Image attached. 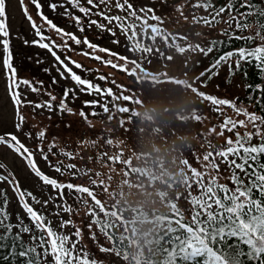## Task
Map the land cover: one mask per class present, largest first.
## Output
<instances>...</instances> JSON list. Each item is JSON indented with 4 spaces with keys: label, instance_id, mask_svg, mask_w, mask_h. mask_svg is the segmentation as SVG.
<instances>
[{
    "label": "trees",
    "instance_id": "16d2710c",
    "mask_svg": "<svg viewBox=\"0 0 264 264\" xmlns=\"http://www.w3.org/2000/svg\"><path fill=\"white\" fill-rule=\"evenodd\" d=\"M27 1L30 2L24 0L29 4ZM116 1L123 2V0ZM81 2L91 9L89 15L80 13L69 0L40 2L42 8L37 10L34 6V9L38 13L42 11L44 16L64 32L75 35L81 41L78 45L84 54L89 52L87 45L83 43L85 38L98 46L97 49H92L93 57L85 55L89 63L76 62L81 65L80 68L74 63L69 64L64 61V64L82 79L98 86L101 91L88 89L87 85H78L64 76L57 77L55 72L42 65L31 66L30 70L21 68L22 72L30 74L31 81L37 85L38 93L43 98L49 100L47 93L51 92L56 96V100L52 102L59 105L63 101L67 108L72 109L75 116L73 129L56 135L54 132L57 131L60 120L69 112L64 111L63 116H52L48 129L42 126L46 131L45 139L39 140V147H37L38 142H34L33 147L43 148L44 152L48 153L51 165L47 164L52 170L55 171L54 166L57 164L61 168V172L55 171L54 175L48 176L56 179L58 183H72L89 190L80 194L65 188L61 195V190L56 189L65 207L72 209L66 211L67 220L71 223L69 228L51 222L46 224L57 233L68 235L69 244L75 242L78 247L82 245L81 252L88 251L92 254L94 248L101 245L111 247L112 244L111 237L106 239L100 233L99 225L93 223L91 228L88 227L90 222L100 218L109 224V231L121 239L123 247L116 264H146L147 261L158 256L159 245L166 235L165 229L169 227L168 221L174 222L178 218L174 213L173 205L177 203V207L184 213L185 221L191 219L189 209L193 205L182 194L186 190L184 181L191 176L185 161H189L193 167L204 173L205 183L214 178L218 184L234 187L230 179L231 172L228 170V165L222 162V158L214 154L209 161H202V157L208 150L210 142L225 144L228 139L235 141L237 133L241 137L245 133L237 131V127L232 131L228 128L223 136L219 137L202 129L204 118L207 115L214 117L213 109L218 110L219 107H229V105H212L209 101H201L192 90V85L206 94L221 99L234 101L237 97L236 103L248 113L264 116V109L260 107L264 104V79H262L264 74L254 67L255 62L252 64L241 62L242 67L237 68V57H232L227 62L221 63L225 70L224 74L220 73V66L200 76L202 71L211 67L214 58L226 51H235L240 46L241 42L235 41V36L256 34L258 45L259 41L264 42V29L258 28L253 18L247 24V30L241 32L236 27L235 20L232 23L223 22L228 17L227 11L217 18L221 23L214 27L205 25L204 20L199 17L209 16V12L203 8L193 7L201 0H128L140 18L125 21L126 24L123 25L125 39H122L113 28L106 27L102 18L93 17L92 13H98L102 9L99 0H94L98 7L88 5L86 0ZM212 2L215 6H220L226 5L227 0H212ZM51 3L59 5L55 11L50 8ZM140 9L149 11L141 12ZM102 11L107 14L105 8ZM66 12H70L71 17L66 15ZM119 12L122 17L126 15L120 8ZM193 12L197 14L195 19ZM37 17L43 19L39 14ZM73 17H80L81 23L78 24ZM209 19L212 17L209 16ZM90 20H97L104 27L90 24ZM81 28L84 30L81 31ZM224 30H228L233 39L230 40L224 34ZM43 32L41 31L45 35ZM213 39L223 43L205 56L198 45L208 47V42ZM99 48L109 51L102 52L98 50ZM169 49L184 53L198 51L199 57L187 70L181 66L176 71H172L164 62V56ZM96 52L101 55L100 61L95 59ZM108 57L114 59L110 60L111 64L106 63L109 61ZM12 63L18 64L13 61ZM99 63L105 64L106 69H99ZM19 65L22 66L21 63ZM24 74L22 76H25ZM101 76L105 79H100ZM236 77H239L242 84L241 96L232 94L228 89ZM250 84H259L261 88L253 90L249 87ZM107 89L112 90V95L107 94ZM67 90L70 91L65 97L64 92ZM92 101L96 102L93 106L85 103ZM104 106L109 109L107 113L103 111ZM81 111L87 115V121L79 115ZM93 112L97 115H92ZM199 114L203 117L202 120L195 118ZM228 119L231 120L230 117H225L222 123ZM72 126L66 127L72 128ZM252 142L259 143V138L254 140L253 137ZM50 144L55 146L49 153ZM67 152H71L72 156L62 154ZM25 155L27 156L26 153ZM192 156H199L201 160L194 162ZM228 159L232 157L229 156ZM68 164H75L76 168H66ZM0 165H3L2 169L8 168L1 157ZM0 174L6 175L2 171ZM237 174L243 177L239 170ZM190 191L192 195H199L200 192L195 184ZM7 197L5 208L10 214V222L17 224L18 219L14 218L9 210L8 194ZM105 213L107 215H104ZM23 222L36 232L28 215ZM77 228L82 233L80 237L75 236ZM17 231L18 229H13L14 233ZM36 234L39 235L38 232ZM92 234L96 235V241L91 239ZM21 235L26 243H35L30 241L32 233ZM125 256L127 259L124 258ZM93 258L102 259L103 254L97 253ZM50 259V257H42V260ZM25 260L26 258H20L15 264H24ZM0 264L6 262L0 261Z\"/></svg>",
    "mask_w": 264,
    "mask_h": 264
},
{
    "label": "snow or ice",
    "instance_id": "6c2138e0",
    "mask_svg": "<svg viewBox=\"0 0 264 264\" xmlns=\"http://www.w3.org/2000/svg\"><path fill=\"white\" fill-rule=\"evenodd\" d=\"M30 2L36 7L37 10L42 8L39 0H30ZM73 7L78 8L80 13L89 15L91 9L85 7L81 0H69ZM88 5L98 7L94 3V0H86ZM22 11L25 13L26 18L31 22V27L35 29L36 35L39 36V40H35L32 43L38 44L39 47L47 49L51 52L52 56L64 66L66 71L71 74V79L78 85H87L88 89H94L95 91H101L98 86H94L91 82L86 79H82L79 75L72 71L61 57L53 51V47L63 48L65 45H57L55 41L44 43L46 38L42 35L40 27L37 26L36 22L32 19V16L28 14L27 6L24 4V0H20ZM105 3V0H99V4ZM59 5L51 3L50 8L55 11ZM117 7L124 10L125 16H107L105 12L101 11L96 13L97 15L103 16L109 22L116 20L120 22L123 27L126 20L139 19L136 15L137 11L133 9V5L128 0H123L122 3H118ZM194 8H203L209 12V16H200L199 19L204 20L205 25L215 26L221 23L218 17L221 14L228 12V17L224 20V23H232L236 21V27L241 31L247 30V24L255 18L258 28L264 29V0H227L226 5L215 6L212 0H201V2L193 5ZM241 9H245L241 11ZM210 10V11H209ZM141 12L149 11L148 9H140ZM235 13V14H233ZM66 15L71 17L70 12H66ZM193 18H197L195 12L192 13ZM39 15L43 18L47 24L54 29L58 34L66 36L73 40L76 44H80L81 41L73 34L64 32L63 29L57 27L52 20L48 19L47 16L43 15L42 11H39ZM242 17L243 19H238ZM76 22L81 23L80 17H73ZM159 19V17H154ZM90 24L97 25L103 28L97 20H90ZM81 31L84 29L81 28ZM224 34L233 39L228 30H224ZM10 32L6 24V0H0V44L3 46L5 57L3 64L7 70L8 89L14 105L16 107V114L18 122H14L13 127L15 131H6L0 134V145H7L10 149H14L16 153L21 155L27 154V159L32 164V171L37 177H39L46 185H50L55 189L61 190L67 188L69 191L75 190L77 193H86L89 190L84 187L73 185L72 183H58L56 179H50L47 175L43 174L34 163H32V152L20 142L18 136L15 134L20 131L23 127L25 116L20 113L19 109L22 105L20 99V93L17 91L21 85L29 86L30 90L34 93H38L39 89L31 86V82L27 79L18 81L16 68L12 63V53L10 50L9 37ZM255 35L248 36H235V41H240V46L235 51H226L214 58L211 62V67L202 71L200 76L206 75L211 72L212 69H218L222 62H227L229 58L237 57L236 67L241 68V62L252 64L254 67L259 69L260 73L264 74V42L259 41L256 44ZM251 42V43H250ZM27 44L28 41L25 40ZM83 43L88 48L97 49L98 46L90 43L87 38L84 39ZM223 42L220 40H210L208 47L201 48L202 53L207 56L213 51L214 48H219ZM99 51L108 52V49L99 48ZM87 55V53H85ZM115 55V54H114ZM124 59V57H120ZM95 59H101L96 56ZM77 68L81 65L73 61ZM111 64L112 61H106ZM116 67V65H113ZM231 70V66H230ZM47 71V69L45 70ZM216 73H213L215 75ZM245 74L246 69H245ZM63 76V73H61ZM211 78V77H209ZM100 79H105L101 76ZM264 79V76H262ZM55 82V81H54ZM253 90L260 89L261 85H249ZM192 90L197 94L201 101H209L212 105H231L236 108L234 101L228 99H221L214 95L206 94L204 91L198 90L197 87L192 85ZM70 90L64 92V96L67 97ZM107 94L112 95V90L107 89ZM50 97L49 100L40 103H28L32 105L33 109L47 108L49 111L52 110V101L56 100V96L52 95L51 92L47 93ZM89 106H93L96 102H85ZM260 107L264 109V104ZM59 108L62 111L72 112V109L67 108L63 101L60 102ZM108 107L104 106L103 111L108 112ZM127 111V109H121ZM239 112L243 113L248 121L253 124L256 128L255 136L259 138V143L254 144L253 134L245 133L241 137L238 133L236 140L228 139L225 144H208V150L202 157V161H209L210 157L215 154L216 157L222 158V162L228 165V170L231 172L230 179L234 187L230 188L225 184H218L217 180L212 178L208 183L204 182V173L198 171L196 167H193L189 161H185L191 171L185 181V191H183L184 198L189 200L193 205L189 209L191 212V219L185 221L184 213L177 207V203L173 205L175 209L174 213L177 215V219L173 222L169 220V227L165 229L166 235L159 245L158 256L155 259H151L146 264H264V131H261L260 126H264V116L250 114L244 108H239ZM81 117L87 121V115L81 111L79 113ZM92 115H97L93 112ZM197 120H202L203 117L199 114L195 117ZM256 122H259L257 124ZM241 125L245 121H239ZM231 124L229 131H232L236 127V122L230 119L219 127L221 129ZM215 132V128L210 130ZM223 133L221 132V135ZM30 136L31 133H25ZM40 141H43L46 136V131L41 130L37 133ZM87 143V142H86ZM54 144H50L48 152L50 153ZM43 154V159L48 160V153H45L43 148L39 149ZM67 156H72L71 152L62 153ZM191 156L192 153L190 152ZM229 156L232 159H228ZM194 162H199L201 158L199 156H192ZM239 161V162H238ZM215 164V163H214ZM3 167V165H0ZM55 171L61 172L59 164L55 165ZM66 168L75 169V164H68ZM215 167L217 165L215 164ZM237 170L243 174H237ZM9 175L0 174V182L8 181L15 185V180L10 179ZM247 181V182H246ZM195 184L200 190L199 195H192L191 188ZM16 194L23 202V209L26 211L32 225H34L36 232L32 231V227L25 225L23 219L18 216V223L13 224L10 222V214L7 213L5 205L8 202L6 190L0 189V261L6 262V264H15V261L20 258H26L24 264H116L117 258L121 255V239L115 237L109 231V224L100 218H96L90 222L88 227L91 228L92 224L99 225V231L106 239L111 237V247L99 246L94 248L92 254L88 251H80L82 245L78 247L77 243L72 242L69 244V236L57 233L48 224H46V218L43 214L35 211L32 206L27 203L24 198L25 196L31 197L32 200L39 203V200L30 192L20 191L16 189ZM90 194V193H89ZM79 199V197H77ZM46 203V202H45ZM65 211H72L71 207L65 208ZM95 216L94 213H92ZM104 215H107L105 213ZM71 223V221H62L61 226ZM173 223L175 226H173ZM18 229L17 232H13V229ZM22 233H32L30 241L35 243H26L22 239ZM82 235L79 228L75 230V236L80 237ZM91 239L96 241L97 237L95 234L91 235ZM103 254L102 259L93 258L95 254ZM42 257H50V260H42ZM127 259V256L124 257Z\"/></svg>",
    "mask_w": 264,
    "mask_h": 264
},
{
    "label": "rangeland",
    "instance_id": "374dc122",
    "mask_svg": "<svg viewBox=\"0 0 264 264\" xmlns=\"http://www.w3.org/2000/svg\"><path fill=\"white\" fill-rule=\"evenodd\" d=\"M39 1L45 3L46 1L50 2L51 0ZM24 4L27 6L28 14L32 16V19L36 22L37 26L40 27L41 31L45 32V35H42L48 39H45L43 41L44 43H49L51 45V42L55 41L57 45L66 44V47L60 48V50L64 53H62L59 48L53 47V51L61 56V60L66 61L69 64L73 61H84L89 63L88 57L85 56L78 44H74L75 42L71 39L67 37L64 38L61 34L56 33V31L52 29L43 19L37 17L39 13L34 9V5L31 2H29V4L24 2ZM117 4L116 0H105V3L102 4L101 11L105 8L107 16H120ZM101 11L99 10V12ZM92 15L93 17L102 18L106 27L113 28L119 37L125 39L123 33L124 28L121 26L120 22L116 20L109 22V20L105 19L103 16L97 15L96 13H92ZM6 24L10 32L7 39H9L10 42L13 57L12 61L14 63L18 62V64H13L16 68L18 81L27 79L31 82V86L36 87L37 85L31 81L32 78L30 77V74H28V72H22L21 68L30 70L31 66L36 67L38 65L51 69L52 72L56 73L57 77H61V73H63L64 77L71 79V74L68 73L64 66L52 56L51 52L47 49L39 47L38 44L32 43L40 38L36 35L35 29L31 27V22L26 18L25 13L22 11L20 0H6ZM124 24H126V22H124ZM68 27L71 26L68 25ZM0 39H3V37H0ZM25 40L28 41L27 44L25 43ZM87 49L89 50L87 56L93 57L91 54L93 50L90 48ZM97 53L98 52H96V54ZM97 56L101 58V55L97 54ZM4 57L5 52L3 51L2 44H0V134H3L6 131H15L13 124L14 122H18L16 107L11 99L8 89L7 70L3 64ZM198 57V51L184 53L183 51L169 49L167 55L164 56V62L168 65L169 70L176 71L177 68L181 66L187 70L190 65H193ZM108 60L114 59L108 57ZM98 61H100V59ZM19 63H21L22 66H20ZM98 68L105 70L106 65L99 63ZM220 68V73L224 74L225 70L223 66ZM109 72L113 73L112 70H109ZM22 74L25 76H22ZM228 89L236 96L243 95V88L239 77L232 80ZM17 91L20 93V99L22 101L19 111L25 116V121L22 129L15 134L18 136L20 142L32 152V163H34L43 174L47 176L54 175L55 171L48 166L50 161L42 159L43 154L39 149H37L40 145L37 133L43 130L44 127L48 129L50 121H52V116H63L64 111L57 107L58 104L56 105V103L54 104L53 102L51 111L47 108L34 110L32 105L28 103L29 101L33 103H40L47 100L43 98L40 93L32 92L29 86L21 85ZM236 101L237 97L234 102L236 103ZM229 107L222 106L219 107L218 110L213 109L214 117L207 115L203 120L202 129H206L205 131H209L211 134H216L221 137L225 133L226 129L232 127L231 124H229L227 127L223 128L224 131H222L219 127V125L223 124L222 120L228 116L232 121L236 122L237 131L252 133L254 140H257L258 137L255 136L256 128L253 127V124L248 121V118L243 113L238 111V109L241 108V105L237 104L236 108H233L231 105H229ZM74 118L75 116L73 111L71 113L69 112L62 120H60L58 129L54 132V135L58 133L61 134L62 131H71L70 129H73L72 123ZM241 120L245 121L243 125L239 123ZM256 123L259 124V122ZM42 126L44 127L42 128ZM66 126H72V128H67ZM213 128H215V132L210 131ZM260 128L261 131H264V126H260ZM26 132L31 133V135H25ZM221 132L223 133L222 135ZM36 141L38 142V146L33 147L34 142L36 143ZM0 157L8 166L6 169H2V167H0V171L4 172L6 175H9L11 172L10 179H14L16 182L15 185L9 183L8 181L0 182V189L5 188L9 196V210L14 218L18 219L19 216L21 219H24L27 216L26 211L23 209V202L16 194V189L19 188L20 191H30L37 198V200H39V203H36V201L32 200L31 197L25 196L24 198V200L29 203L35 211L41 214L44 213L46 222H51L61 226L62 221H68L67 212L65 211L66 207L59 197L58 191L52 186L46 185L35 175L32 171V164H29L25 154L21 155L20 153H16L14 149H10L7 145H0ZM69 195L71 196V194ZM64 226L65 228H69V223Z\"/></svg>",
    "mask_w": 264,
    "mask_h": 264
}]
</instances>
